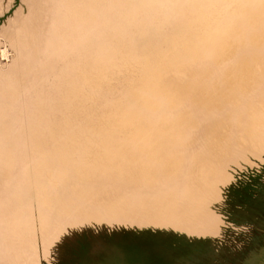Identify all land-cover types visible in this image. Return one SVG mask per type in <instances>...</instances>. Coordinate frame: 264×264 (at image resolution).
<instances>
[{
  "label": "rangeland",
  "instance_id": "374dc122",
  "mask_svg": "<svg viewBox=\"0 0 264 264\" xmlns=\"http://www.w3.org/2000/svg\"><path fill=\"white\" fill-rule=\"evenodd\" d=\"M0 264H264V0H0Z\"/></svg>",
  "mask_w": 264,
  "mask_h": 264
},
{
  "label": "bare ground",
  "instance_id": "6f19581e",
  "mask_svg": "<svg viewBox=\"0 0 264 264\" xmlns=\"http://www.w3.org/2000/svg\"><path fill=\"white\" fill-rule=\"evenodd\" d=\"M3 55V54H2ZM4 56V55H3Z\"/></svg>",
  "mask_w": 264,
  "mask_h": 264
}]
</instances>
